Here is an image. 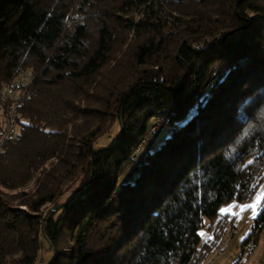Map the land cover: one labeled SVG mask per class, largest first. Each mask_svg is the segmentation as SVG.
Listing matches in <instances>:
<instances>
[{"label": "trees", "instance_id": "obj_1", "mask_svg": "<svg viewBox=\"0 0 264 264\" xmlns=\"http://www.w3.org/2000/svg\"><path fill=\"white\" fill-rule=\"evenodd\" d=\"M21 67L0 264H36L42 237L49 264H200L221 206L264 180V0H0V100ZM157 119L169 132L140 157ZM263 229L264 207L242 246Z\"/></svg>", "mask_w": 264, "mask_h": 264}, {"label": "rangeland", "instance_id": "obj_2", "mask_svg": "<svg viewBox=\"0 0 264 264\" xmlns=\"http://www.w3.org/2000/svg\"><path fill=\"white\" fill-rule=\"evenodd\" d=\"M162 123L164 124L161 126V128L157 129L153 133L152 137L144 143L143 147L139 152L140 157L144 155L147 151H150L155 147L159 146L160 143L163 141V139L167 136L169 131L166 127L167 126L166 121L163 120ZM119 130H120V126L118 125V123L113 124L110 128L107 129V131L103 135H101L98 138L95 147L101 148L108 145L109 143H112L115 140L117 134L119 133ZM131 173H132V167H130L125 173V175L122 176L121 182H124L126 181V179H129ZM78 184L79 181H77L71 187V189L65 195H63V197L59 200V202H64L70 199L75 194ZM33 188H34V183L32 179L28 181L25 184L24 188L22 189L32 190ZM52 207L53 205L50 204L47 205L43 210L44 212H46L48 209ZM263 207H264V180L262 181V183L257 188L256 192L252 195V197L249 200L243 202L238 200H233L221 206L220 208L221 216L225 215L227 219L226 226L228 228L226 227L227 230L225 233L227 238L230 236V238L232 239L231 241H229L227 250L224 253H222V255H220L219 258L216 259L217 262L222 261L223 262L222 264H230L235 259L236 253L238 251V247L249 233V230L252 226V222L254 221V219L251 221V218L256 217ZM61 212H62L61 210L57 212L56 216H59ZM207 222L208 221L206 220V224ZM201 231L203 237H205L206 235L205 232L208 231L207 225ZM243 233L245 234L243 235ZM52 258H53V252L51 246L49 242L44 237H42L41 249L36 264H49ZM247 264H264V237L262 238L258 249H256L249 258H247Z\"/></svg>", "mask_w": 264, "mask_h": 264}, {"label": "built area", "instance_id": "obj_3", "mask_svg": "<svg viewBox=\"0 0 264 264\" xmlns=\"http://www.w3.org/2000/svg\"><path fill=\"white\" fill-rule=\"evenodd\" d=\"M36 77V73L32 67H21L15 73L13 80L6 83L1 88L0 100V153L4 150L8 140L15 137L19 130L18 108L26 94V86L30 84ZM8 102V107H5V102ZM163 125L162 121L154 120L149 133L144 141L152 137V134ZM141 146L137 148L139 152ZM252 245L243 246L241 256L234 264H247V258Z\"/></svg>", "mask_w": 264, "mask_h": 264}, {"label": "crops", "instance_id": "obj_4", "mask_svg": "<svg viewBox=\"0 0 264 264\" xmlns=\"http://www.w3.org/2000/svg\"><path fill=\"white\" fill-rule=\"evenodd\" d=\"M255 217L251 218V221L254 219ZM208 224V222H207ZM253 224V222H252ZM227 227V226H226ZM252 227V226H251ZM228 228V227H227ZM227 228H225V232L227 230ZM251 229V228H250ZM250 231V230H249ZM235 232V230H234ZM244 232V231H243ZM206 235L205 237H203V234H202V231H201V235H202V238L203 240L205 239H209V238H212L213 237V228H210L208 227V231L205 232ZM245 233H243L244 235ZM264 237V229L263 231L261 232L260 234V237H259V240H258V243L253 246L252 245V248H251V252L249 253L248 255V258L251 256L252 253H254V251L256 249H258L259 245H260V242L262 240V238ZM232 238H230V236L227 238L226 236V233H224L222 239H220L219 241V244L217 245V247H215L214 251L207 257V259L203 260L200 264H222L223 262L222 261H218L217 262V258H219L220 255H222V253H224L227 248H228V244H229V241H231ZM251 245V244H250ZM240 250L242 252V242L240 243L239 247H238V251L236 253V256H235V259L230 263V264H234L236 262V260L241 256V253H240ZM233 252V251H232ZM240 253V254H239ZM223 260V259H222Z\"/></svg>", "mask_w": 264, "mask_h": 264}]
</instances>
